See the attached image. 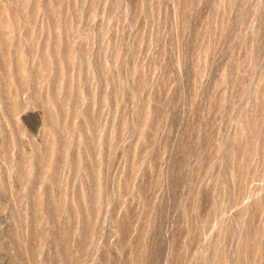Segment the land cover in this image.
I'll list each match as a JSON object with an SVG mask.
<instances>
[{"label":"rangeland","instance_id":"374dc122","mask_svg":"<svg viewBox=\"0 0 264 264\" xmlns=\"http://www.w3.org/2000/svg\"><path fill=\"white\" fill-rule=\"evenodd\" d=\"M0 264H264V0H0Z\"/></svg>","mask_w":264,"mask_h":264}]
</instances>
